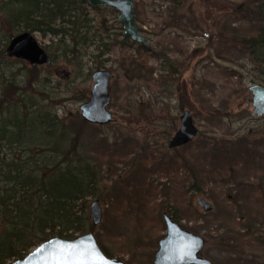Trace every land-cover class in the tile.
<instances>
[{
  "label": "rangeland",
  "instance_id": "obj_1",
  "mask_svg": "<svg viewBox=\"0 0 264 264\" xmlns=\"http://www.w3.org/2000/svg\"><path fill=\"white\" fill-rule=\"evenodd\" d=\"M132 1L137 28L149 40L147 51L140 50L144 65L121 64L122 55L138 58L139 45L123 36L118 12L86 4L80 13L85 18L78 16L86 20L79 31L86 42L75 47V58L67 52L71 37L60 41L34 33L53 63L38 67L30 86L26 75L34 68L9 59L5 70L15 78L22 101L14 99L6 113H50L60 130L64 125L70 136H78L97 183L96 195L86 199L94 230L84 234L92 232L95 240L98 235L113 258L152 264L159 240L120 257L116 239L143 226L148 235L164 236L160 218L174 214L205 240L200 255L212 264H264V115H253L250 92L264 83L242 42L263 26L247 11L261 0ZM53 68L70 77H57ZM101 69L111 74L108 110L114 122L81 123L79 107L90 96L92 74ZM185 110L199 134L171 150L167 144ZM33 138L41 141L38 133ZM102 138L113 148L102 150ZM39 153L35 156H44ZM21 154L12 149L0 155ZM198 198L212 210L204 212ZM94 200L102 210L97 226L89 218Z\"/></svg>",
  "mask_w": 264,
  "mask_h": 264
},
{
  "label": "trees",
  "instance_id": "obj_2",
  "mask_svg": "<svg viewBox=\"0 0 264 264\" xmlns=\"http://www.w3.org/2000/svg\"><path fill=\"white\" fill-rule=\"evenodd\" d=\"M254 3L255 7L247 9L248 15L253 14L263 26L257 27L256 34L242 42L264 83V0ZM86 4L87 0H0V154L12 149L24 153L9 158L0 155V264L24 258L51 238L73 240L76 234L86 233L87 228L94 230L86 215V199L96 195L97 183L90 163L80 153L78 136H70L64 125L60 130L58 118L50 113L39 117L26 116L18 111L6 113L14 99L20 97L22 101V91L15 78L7 76L5 69L11 60L3 56V50L13 36L29 31L43 37H60V41L71 37L73 45L67 52L75 58V47L86 42L79 32L86 27V20H78ZM138 45V58L122 55L121 64L138 62V65H144L140 50L146 52L148 47ZM50 58L53 63L51 55ZM36 70L27 72V86L35 81L32 77ZM41 96L48 98L45 94ZM21 109L26 111L28 108L23 104ZM81 123L85 121L81 120ZM35 133L39 134L41 141L33 138ZM107 141L102 138V150L113 148ZM38 152L44 156L36 157ZM163 215L160 218L162 224ZM170 216L179 223L174 214ZM181 227L185 229V226ZM185 230L196 233L188 228ZM148 232L143 226L128 237H118L115 245L119 256L125 253L131 256L136 249L155 245L163 237L155 233L148 235ZM96 237L100 250L113 257L101 244L98 235ZM142 242L146 244L142 245Z\"/></svg>",
  "mask_w": 264,
  "mask_h": 264
},
{
  "label": "water",
  "instance_id": "obj_3",
  "mask_svg": "<svg viewBox=\"0 0 264 264\" xmlns=\"http://www.w3.org/2000/svg\"><path fill=\"white\" fill-rule=\"evenodd\" d=\"M91 6L108 7L118 12L117 21L122 28L123 36L143 46L149 45V40L139 32L133 12L132 0H87ZM7 59L21 60L30 68L48 67L52 61L49 54L38 43L34 33L22 31L13 36L3 50ZM54 74L62 79H68L70 73L64 69L55 68ZM62 73V75H60ZM93 86L86 102L79 107L81 118L89 124L107 125L114 122L108 106L111 102L109 83L111 74L106 70H97L91 76ZM253 115H264V87H250ZM199 134L192 115L188 110L182 112L179 127L169 140L167 147L178 149L194 140ZM197 204L204 212L212 210V205L203 198L197 199ZM89 218L94 226L101 223L102 210L98 200L89 205ZM164 236L159 240L152 264H212L200 255L205 240L191 233L164 214ZM10 264H126L125 262L106 256L98 247L92 232L73 240L51 238L31 250L24 258Z\"/></svg>",
  "mask_w": 264,
  "mask_h": 264
},
{
  "label": "flooded vegetation",
  "instance_id": "obj_4",
  "mask_svg": "<svg viewBox=\"0 0 264 264\" xmlns=\"http://www.w3.org/2000/svg\"><path fill=\"white\" fill-rule=\"evenodd\" d=\"M88 3V2H87ZM89 4V3H88ZM90 5V4H89ZM91 6V5H90ZM93 7H99V6H93ZM123 34V33H122ZM126 38V37H125ZM127 39H129V38H127ZM130 40V39H129ZM135 43V42H134ZM52 65V64H51ZM38 68V67H37ZM55 68H53V70H54ZM54 72V71H53ZM99 247V246H98ZM155 255V254H154ZM107 256V255H106ZM108 257H110V256H108ZM113 258V257H112ZM153 258H154V256H153ZM153 262V261H152Z\"/></svg>",
  "mask_w": 264,
  "mask_h": 264
}]
</instances>
